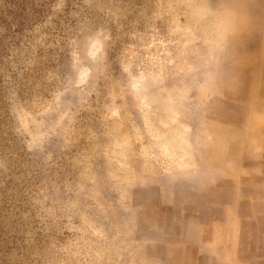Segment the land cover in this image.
I'll return each instance as SVG.
<instances>
[{
  "label": "rangeland",
  "instance_id": "374dc122",
  "mask_svg": "<svg viewBox=\"0 0 264 264\" xmlns=\"http://www.w3.org/2000/svg\"><path fill=\"white\" fill-rule=\"evenodd\" d=\"M0 264H264V0H0Z\"/></svg>",
  "mask_w": 264,
  "mask_h": 264
}]
</instances>
